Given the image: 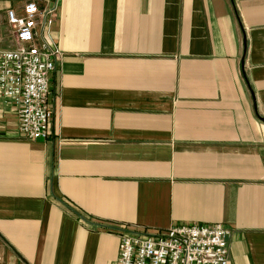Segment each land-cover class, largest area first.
<instances>
[{
  "label": "crops",
  "instance_id": "1",
  "mask_svg": "<svg viewBox=\"0 0 264 264\" xmlns=\"http://www.w3.org/2000/svg\"><path fill=\"white\" fill-rule=\"evenodd\" d=\"M27 3L63 58L48 140L0 96V264H118L109 230L194 223L264 264V0H0V52Z\"/></svg>",
  "mask_w": 264,
  "mask_h": 264
},
{
  "label": "built area",
  "instance_id": "2",
  "mask_svg": "<svg viewBox=\"0 0 264 264\" xmlns=\"http://www.w3.org/2000/svg\"><path fill=\"white\" fill-rule=\"evenodd\" d=\"M55 11L41 10L35 3L7 11L15 49L0 52V96L17 107L19 130L28 141L51 136V77L63 58L45 36ZM109 232L120 239L118 264H230L231 231L221 224H183L159 231L120 226Z\"/></svg>",
  "mask_w": 264,
  "mask_h": 264
}]
</instances>
